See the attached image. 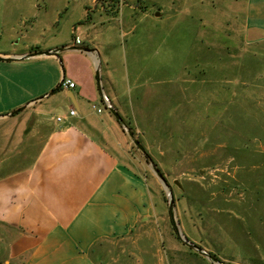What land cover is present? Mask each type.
Listing matches in <instances>:
<instances>
[{"label": "crops", "instance_id": "obj_1", "mask_svg": "<svg viewBox=\"0 0 264 264\" xmlns=\"http://www.w3.org/2000/svg\"><path fill=\"white\" fill-rule=\"evenodd\" d=\"M89 1L94 7H63L73 19L68 36L53 29L41 50L30 44L0 50V264H134L135 239L158 216L141 173L144 164L109 106L127 125L144 117L155 124L174 93L181 101L189 91L198 95L205 66L196 63L192 72L183 66L184 76L171 89L170 68L152 62L150 53L141 55L137 44L131 54L124 49L123 39L137 28L121 20L127 0ZM243 7L245 42L263 41L264 0H246ZM10 9L0 7V29L8 25L4 33L13 39L21 32ZM51 12V22L29 27L21 38L40 45L39 37L61 19V8ZM159 23L146 22L142 45L156 39ZM57 49L58 56L40 54ZM151 74L162 76L160 90L143 81ZM64 79L76 87L66 88Z\"/></svg>", "mask_w": 264, "mask_h": 264}, {"label": "rangeland", "instance_id": "obj_2", "mask_svg": "<svg viewBox=\"0 0 264 264\" xmlns=\"http://www.w3.org/2000/svg\"><path fill=\"white\" fill-rule=\"evenodd\" d=\"M89 2L0 0V7H14L9 12L11 21L19 22L17 30L21 32L9 39L3 29L8 25L2 27L0 50L9 46L20 49L25 44H30L32 51L41 50L49 46L53 29L68 36L73 19L63 7H94ZM245 2L127 0L122 6L121 20L137 27L133 35L123 39L127 55L137 44L141 55L151 54L152 62L170 68L167 75L173 78L171 89H176L175 81L184 76L183 66H190L187 72L195 71L192 66L196 63L205 66L198 95L189 91L188 99L181 101L174 93L172 101L163 104V115L158 116L157 123L149 124L144 117L137 125H127L170 185L162 184L152 161L130 137L133 152L144 164L141 173L158 213L152 226L143 227L135 239L139 250L130 260L134 264L210 261L184 239L217 260L216 254H221L228 260H219L222 264H264V39L245 42ZM56 8H61V19L55 28L50 25V34L39 37L40 45L32 43L30 37L21 38L29 27L51 22V11ZM143 11L150 16L143 17ZM157 13L162 16H152ZM21 19L24 24L20 27ZM148 20L162 22L157 25L161 34L156 33L150 45L148 41L142 45L139 37ZM121 30L127 32L128 27ZM155 75H145L143 81H154L149 88L160 90L162 85L156 82L162 76ZM99 79L101 82L100 72ZM170 192L175 221L169 210Z\"/></svg>", "mask_w": 264, "mask_h": 264}, {"label": "water", "instance_id": "obj_3", "mask_svg": "<svg viewBox=\"0 0 264 264\" xmlns=\"http://www.w3.org/2000/svg\"><path fill=\"white\" fill-rule=\"evenodd\" d=\"M73 49L79 50V51H83V52H90V49L87 48H82V47H72ZM62 49H57V50H48V51H44L42 53H40L41 55H45V56H50V55H55L58 56V54L60 53ZM99 74V72H98ZM100 81V79H99ZM110 110L113 112L114 116L116 117V119L119 121V123H121V125H123V127L126 129V131L128 132L129 136L133 139V143L142 151L144 152V146L140 143V141L135 137V134L128 128L127 124L124 122V120L121 118V116L111 107L109 106ZM22 110L21 108L18 109L17 111ZM129 129V130H128ZM152 161V160H151ZM153 163V167H154V171L156 173V175L158 176V178L161 180L162 184L166 187H170V185L168 184L166 178L164 177V175L161 173V171L158 169V166L152 161ZM169 210H170V215L173 219V221H175V203H174V199H173V194L170 192V196H169ZM176 228V225H175ZM177 229V228H176ZM187 244H189L190 246L194 247L200 254L204 255L207 259H209L211 262H214V264H222L219 260H217L214 256L210 255L209 253H207L206 251H204L201 248H198L196 246H194L192 243H190L189 241H187L186 239H184Z\"/></svg>", "mask_w": 264, "mask_h": 264}, {"label": "built area", "instance_id": "obj_4", "mask_svg": "<svg viewBox=\"0 0 264 264\" xmlns=\"http://www.w3.org/2000/svg\"><path fill=\"white\" fill-rule=\"evenodd\" d=\"M76 43L77 44H80L81 43V40L77 37L76 38ZM63 86H65L66 88H69V89H74L76 87V83L71 80V79H64L63 83H62ZM93 108L96 109V111L98 113H100L102 111L101 108H97V106L93 105ZM69 115L70 116H75L76 115V111L74 109H72L70 112H69ZM57 121H62V117H57Z\"/></svg>", "mask_w": 264, "mask_h": 264}, {"label": "trees", "instance_id": "obj_5", "mask_svg": "<svg viewBox=\"0 0 264 264\" xmlns=\"http://www.w3.org/2000/svg\"><path fill=\"white\" fill-rule=\"evenodd\" d=\"M129 127V126H128ZM145 151L143 152L144 153V156L148 159V160H152L151 159V155L148 153V150L144 147ZM157 165V164H156ZM159 169V168H158ZM161 173L163 174V172L161 171ZM164 175V174H163Z\"/></svg>", "mask_w": 264, "mask_h": 264}]
</instances>
